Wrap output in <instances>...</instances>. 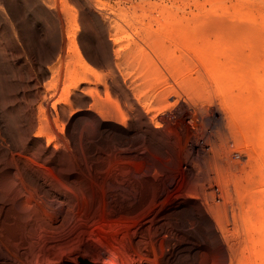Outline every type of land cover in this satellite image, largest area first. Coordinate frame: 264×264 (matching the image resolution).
<instances>
[{
  "label": "bare ground",
  "instance_id": "1",
  "mask_svg": "<svg viewBox=\"0 0 264 264\" xmlns=\"http://www.w3.org/2000/svg\"><path fill=\"white\" fill-rule=\"evenodd\" d=\"M180 91H213L229 132L218 148L210 127L196 134L207 106L184 100L185 147L223 162L240 203L235 232L211 215L218 244L202 226L204 240H175L134 218L155 186L138 161L170 157ZM111 165L123 187L108 202ZM210 247L215 264L223 248L228 264H264V0H0V264H210Z\"/></svg>",
  "mask_w": 264,
  "mask_h": 264
},
{
  "label": "rangeland",
  "instance_id": "2",
  "mask_svg": "<svg viewBox=\"0 0 264 264\" xmlns=\"http://www.w3.org/2000/svg\"><path fill=\"white\" fill-rule=\"evenodd\" d=\"M154 80H155V83L157 82L156 84H160L159 83L160 82V78H154ZM170 80H171V83L175 84V81H173V79L170 78L169 81ZM180 94H182V99L183 100L180 99L179 103L176 104V107L175 106H174L175 108L173 107L174 110L176 109L177 113H175V117L173 118V121H171L173 124L170 122L169 123L170 126L169 125L167 126V128L169 130L170 129L172 131L174 130L173 131V132H175L174 136H177V137L173 136L172 137L173 139H171L172 143L173 142H175V143L172 144L171 142L170 143L166 142L167 144L163 145V147L165 146L164 148L169 149L170 152H172V150L174 148L172 153H175V154H172V153L169 152L171 155H170L169 158H165V161L167 159L166 162L164 161L163 157L162 158L160 157V156H162L161 155L162 153L159 154L158 159H161L162 161H164V163H162V162L160 163V161L158 162L157 159L155 160L154 158H153L154 160L153 159L152 160H149V159H143L142 160L141 159L140 161H138V166H140V167L143 166V167L148 169V170L144 169L146 172L148 171L146 173V175L148 173H151L152 176H150V174L147 175V176L148 177L150 176L149 178L152 179L153 183L155 182V184H153V186L154 185L155 186L154 187H150V188L148 187L149 189L147 188V191L148 190H150V191L146 192V196L145 197L147 198V200L149 198V201L146 202L147 204H145V206H144V211L142 213L137 214V216H135L134 218H135V221H137V222H140V223L143 222L144 225H145L144 229L145 228L147 229V233H148V231H150V234L153 235V236H159L160 235L159 237H162V236H164V237L165 236L172 237L173 234H174L173 238H176L175 240H178L180 237L181 238L182 237L183 238H188L189 237V238H192V239H195V240H201L202 241L206 237L204 238L203 235L201 236L200 233L198 232V230L200 232L202 230H208V231H205V232L208 233V234L210 233L209 236H212L211 238L213 239V240L212 239L211 240L217 242V244H218L219 242H221L220 241L221 238L222 239H224V238L222 237L221 232L219 230L218 231L216 230L217 226L215 225V221L213 219V216L218 214L217 216L221 217L222 220L220 219V217H219V219L221 221H223V223L227 222L224 225H227L228 222L229 223L231 222L230 223L231 232H233V231L235 232V229H233V225L231 226V224L234 221V217H233L234 214H235L236 219L239 218V214L237 215V212L239 210L238 208H239V205H240V203L238 201V196L236 195V192L232 189L233 188L232 186H230L231 188H229L230 192L228 191L227 192L228 194L226 193V190H228V189L224 185V183H222V182H225V181L223 180V178L221 179V176L222 175L223 176L224 175L227 176L229 173L225 170L227 168H225L226 166L223 165V162H222V165H223V167L225 166L224 168L220 164L221 163L220 159H216V160H219V161L216 162V163L219 162L218 163L219 165L215 163V160H214L215 165H214V163H212L210 165L207 162V160H206V155L204 154L203 151H199L200 149L198 147L197 148L191 147L193 149L189 148L187 145L185 147V142H184L185 139L184 138H185V135H188L186 137L188 139L194 138V136L196 134L203 136L205 134L204 131H203L204 127H210L212 129V133H214V134L211 135V140L213 139L212 140L213 143L215 141V145H217V148H218L219 146L223 147V144H222L223 143V139H224L225 136L227 137V134L229 132H227L228 130L226 128L225 119L222 120V118H223L222 105L219 102V100H217L218 97H217V99L215 98L216 96H215V93L213 91L210 92V94H211L210 101H200L198 99H194V98L190 97L188 95V93H186L184 91H180ZM185 94H186V96H185ZM175 98H176V96H174V98L173 97L170 98V100H173ZM213 99H215V101ZM184 100L185 101L186 100L187 101L188 100L191 101L189 103L192 104L191 106L194 105L193 108H196L197 107L196 105L200 106L201 104H204V103H205L204 104L205 106H207V107L210 106L209 108L206 107L207 111H205V112L201 111V113H200V111H198V114H199L198 117L200 118V116H201L202 120L201 119L199 120L200 128L198 129V133H196V134L193 133L192 131H189L190 129L186 128L187 127V122H186L187 120L185 118L186 117L185 115L190 109H187V107H186V105L184 103ZM192 110L193 109L191 108V111ZM209 111H210V113H209ZM202 115H203V117H202ZM178 125H180L179 127L181 129L178 127ZM181 126L184 127V128H182ZM222 128H224V129H222ZM184 129L186 130L185 132L187 134H185ZM225 130H227V131H225ZM223 132H225L227 134L224 136L225 133H223ZM176 133H177V135H176ZM189 134H190V137H189ZM217 136H219L220 138L217 137ZM219 140H221V141H219ZM217 141L220 143V145H219V143ZM179 143L180 144L182 143V145H180ZM168 145H169V148H168ZM242 145H241V147L237 146L238 148L243 150L242 154L244 156V160L242 162H240V166H238V168L240 167L238 171H239V173L241 172L240 174L244 175L247 170L251 169L252 161H251V159L249 157V151H248L249 149H248V147L244 146V144H242ZM179 146L180 147L182 146V147H184V149H186V151L189 154V156H187V158L184 157V154L186 152L183 151V148H180ZM180 149H181V151H180ZM182 153H184V154L182 155ZM142 161H143V163H142ZM237 164H238V162H237ZM98 165H99L98 167H99V170H100L101 169V164H98ZM206 165H208V166L206 167ZM216 165L219 166V167L221 166L223 169L221 167H220L221 169L219 167H216L217 168V172H216V169H215ZM209 166H210V168H211V166H214V169H210ZM152 168H155V169H152ZM99 170H97V174H98ZM222 170L226 171L227 174L226 173L224 174V172H222ZM113 171H115V172H113ZM220 171L222 172V174L220 173L221 175H216L217 173L219 174ZM109 173H112V174H109ZM104 175H106V176L107 175L108 176L111 175V178H114L113 179V183H111V182L100 183V187H102V189L105 192H109V193H107L108 194L107 196L110 199V200H108V202H111V198H113L115 196H120V194H118V193H122L120 191L122 190L123 186L122 185H117V184H119V182L115 181V180H117L115 178V176L118 175V174H116V170L114 169L113 165H111L109 167V169L107 170V172ZM213 175H215V177ZM153 176L154 177L156 176V178H154ZM214 179H219L220 180V181L218 180L219 181L218 184L220 183L218 186L221 185V189L220 190H219V188L217 189V185H214V183H215ZM210 182H212V184ZM128 184L129 183H127V185L125 186L126 189L124 191H125V194H127V195L129 194L128 197L130 198V202H131L132 201L131 200L132 196H135L136 190H135V187L133 185L132 186L130 185L131 182H130L129 186H128ZM223 185H224V187H222ZM225 187H226V190H225ZM112 188L114 190H117V191H114ZM119 189H121V190H119ZM196 189H197V191L199 193L196 191ZM112 190H113V192H112ZM211 190H213V191L211 192ZM221 190L224 191V192H222ZM231 191H234L235 194L232 192L234 194V195H232ZM110 192H111V194H110ZM201 192H203V193H201ZM193 193H196V194H193ZM197 193L201 194V196H200L201 198L199 200L191 197V195H198ZM224 193L226 195H224ZM230 193H231V195H229ZM189 194H190V196H189ZM202 195L204 197H205V195H208V196H206L207 198L210 197L209 199H207L208 201L206 200L207 202L204 200V197H202ZM110 196H111V198H110ZM188 196H189V198H188ZM215 196H216V198H215ZM219 196H220V198H219ZM229 196H230V198H228ZM213 197L215 198V200H214ZM223 198H226V201H225L226 203L223 201V200H225ZM212 199H213L214 202L211 201ZM227 199H228V201H227ZM233 200H235V201H233ZM180 201L182 202L181 204H180ZM130 202H129V204H131ZM210 204H211V206H210ZM191 205L194 206V207H192ZM203 206H205V207H203ZM207 209H208L209 212L207 211ZM233 209H235L234 210V214L232 213ZM158 210H160L161 212L163 211V213L167 215L166 219H168V220H166L167 223L164 222V224H162V225L157 224V226H156V220H157V217H158V214H159ZM211 215H213V216H211ZM195 225H197V226H195ZM201 226H202V228H201ZM197 227H200L202 230H200V228L197 229ZM163 228H165V229L167 228V229L165 230ZM156 232H157V234H156ZM215 250H216V248L210 247L209 250H206V252H203L204 254L208 253L207 255H209V256H208V258L206 257V260L209 259L208 261H209L210 264H215L216 263L215 255H214V251ZM222 250H223L222 251L223 252L222 255L224 257V264H228L230 262V260H231L230 254L226 256V249L223 248ZM220 251H221V248H220ZM236 252L238 253L239 251H236ZM179 264H180V262H179ZM233 264H237V261L234 259V257H233Z\"/></svg>",
  "mask_w": 264,
  "mask_h": 264
},
{
  "label": "built area",
  "instance_id": "3",
  "mask_svg": "<svg viewBox=\"0 0 264 264\" xmlns=\"http://www.w3.org/2000/svg\"><path fill=\"white\" fill-rule=\"evenodd\" d=\"M234 156H235L236 158H238L237 151H236V152H234Z\"/></svg>",
  "mask_w": 264,
  "mask_h": 264
}]
</instances>
